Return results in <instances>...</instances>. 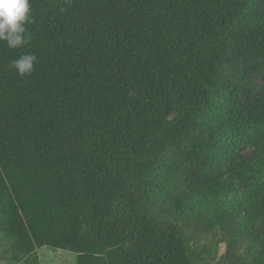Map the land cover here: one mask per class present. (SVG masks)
<instances>
[{
    "label": "trees",
    "instance_id": "16d2710c",
    "mask_svg": "<svg viewBox=\"0 0 264 264\" xmlns=\"http://www.w3.org/2000/svg\"><path fill=\"white\" fill-rule=\"evenodd\" d=\"M30 5V44L0 41L6 264L45 246L77 264H264V0ZM24 53L28 77L9 67Z\"/></svg>",
    "mask_w": 264,
    "mask_h": 264
},
{
    "label": "clouds",
    "instance_id": "9594fccd",
    "mask_svg": "<svg viewBox=\"0 0 264 264\" xmlns=\"http://www.w3.org/2000/svg\"><path fill=\"white\" fill-rule=\"evenodd\" d=\"M34 23L30 0H0V41L11 49L24 48L31 42L27 25ZM38 57L33 53L21 54L11 61L9 67L21 77L35 71Z\"/></svg>",
    "mask_w": 264,
    "mask_h": 264
},
{
    "label": "rangeland",
    "instance_id": "374dc122",
    "mask_svg": "<svg viewBox=\"0 0 264 264\" xmlns=\"http://www.w3.org/2000/svg\"><path fill=\"white\" fill-rule=\"evenodd\" d=\"M3 233L0 232V237ZM2 242V243H1ZM0 242V264H6L8 261L7 256L10 257L7 251L9 249V244L7 245V240H2ZM226 248L225 244L220 245V253H224ZM42 264H77V254L75 252L64 250V249H53L50 247H42L37 251Z\"/></svg>",
    "mask_w": 264,
    "mask_h": 264
}]
</instances>
